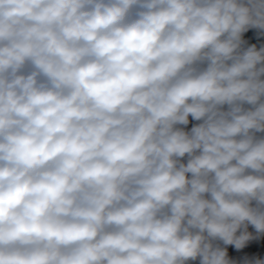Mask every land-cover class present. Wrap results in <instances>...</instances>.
I'll list each match as a JSON object with an SVG mask.
<instances>
[{
  "label": "clouds",
  "instance_id": "9594fccd",
  "mask_svg": "<svg viewBox=\"0 0 264 264\" xmlns=\"http://www.w3.org/2000/svg\"><path fill=\"white\" fill-rule=\"evenodd\" d=\"M0 264H264V0H0Z\"/></svg>",
  "mask_w": 264,
  "mask_h": 264
}]
</instances>
